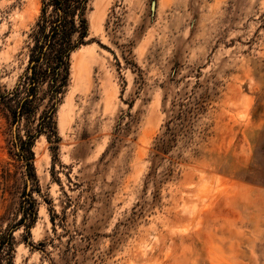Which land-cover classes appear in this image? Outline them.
Here are the masks:
<instances>
[{
	"label": "rangeland",
	"instance_id": "1",
	"mask_svg": "<svg viewBox=\"0 0 264 264\" xmlns=\"http://www.w3.org/2000/svg\"><path fill=\"white\" fill-rule=\"evenodd\" d=\"M43 7L0 0V264H264V0H90L57 94Z\"/></svg>",
	"mask_w": 264,
	"mask_h": 264
},
{
	"label": "trees",
	"instance_id": "2",
	"mask_svg": "<svg viewBox=\"0 0 264 264\" xmlns=\"http://www.w3.org/2000/svg\"><path fill=\"white\" fill-rule=\"evenodd\" d=\"M89 1L44 0L41 19L37 24V32L34 35L35 44L30 59L32 62L37 63L33 74L28 77L32 85L36 86L41 82L44 84L49 83L50 88L56 89V94L61 93L67 86L69 78L68 57L73 49L82 44L88 36V24L85 14ZM75 36L78 39L77 43L74 41ZM43 66H45L44 69L41 68ZM22 115H24L23 112L20 113V116ZM167 130H170V128ZM165 136L166 133L163 138ZM165 142L168 145L170 143L168 139H165ZM156 151H164L160 143L157 144ZM29 214H24L18 225H23ZM5 238L6 241L0 240V250L6 246L12 247L13 233L8 230Z\"/></svg>",
	"mask_w": 264,
	"mask_h": 264
},
{
	"label": "bare ground",
	"instance_id": "3",
	"mask_svg": "<svg viewBox=\"0 0 264 264\" xmlns=\"http://www.w3.org/2000/svg\"><path fill=\"white\" fill-rule=\"evenodd\" d=\"M87 60H85V57H81L79 62H78V66H81L82 64L86 63Z\"/></svg>",
	"mask_w": 264,
	"mask_h": 264
},
{
	"label": "water",
	"instance_id": "4",
	"mask_svg": "<svg viewBox=\"0 0 264 264\" xmlns=\"http://www.w3.org/2000/svg\"><path fill=\"white\" fill-rule=\"evenodd\" d=\"M152 7H153V9H154V7H155V2L153 1V3H152Z\"/></svg>",
	"mask_w": 264,
	"mask_h": 264
}]
</instances>
